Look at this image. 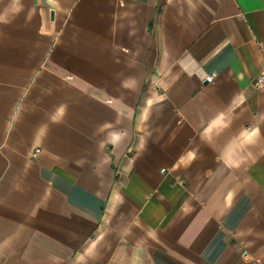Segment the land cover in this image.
Wrapping results in <instances>:
<instances>
[{
    "label": "crops",
    "instance_id": "0c3cea01",
    "mask_svg": "<svg viewBox=\"0 0 264 264\" xmlns=\"http://www.w3.org/2000/svg\"><path fill=\"white\" fill-rule=\"evenodd\" d=\"M260 73L264 0H0V264H264Z\"/></svg>",
    "mask_w": 264,
    "mask_h": 264
},
{
    "label": "built area",
    "instance_id": "2783aa9c",
    "mask_svg": "<svg viewBox=\"0 0 264 264\" xmlns=\"http://www.w3.org/2000/svg\"><path fill=\"white\" fill-rule=\"evenodd\" d=\"M214 78H215V73H212L210 75H207L205 77V80L208 82H212ZM253 84L255 87L259 89L264 88V73H260L254 80ZM36 151L39 152V149H37Z\"/></svg>",
    "mask_w": 264,
    "mask_h": 264
}]
</instances>
